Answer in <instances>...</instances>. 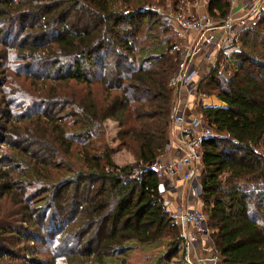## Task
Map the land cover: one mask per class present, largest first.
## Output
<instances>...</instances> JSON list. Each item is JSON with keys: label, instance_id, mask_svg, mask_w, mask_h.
Segmentation results:
<instances>
[{"label": "trees", "instance_id": "16d2710c", "mask_svg": "<svg viewBox=\"0 0 264 264\" xmlns=\"http://www.w3.org/2000/svg\"><path fill=\"white\" fill-rule=\"evenodd\" d=\"M115 1L0 0V61L13 48L24 77L39 83L27 99L0 96V201L16 207L0 214V264H26V245L43 236L55 243L50 264H103L129 242L162 240L152 264H168L180 250L148 167L165 151L167 79L178 49L150 35L151 26L139 35L136 21L158 25L153 11ZM208 3L209 16L224 18L225 0ZM239 40L235 51L217 54L216 61L232 59L230 75L215 63L196 85L222 103L195 109L218 135L202 141L197 182L218 264H264V151L257 150L264 138V4ZM62 84L76 91L65 94ZM106 119L116 123L115 139L132 164L112 161Z\"/></svg>", "mask_w": 264, "mask_h": 264}, {"label": "built area", "instance_id": "2783aa9c", "mask_svg": "<svg viewBox=\"0 0 264 264\" xmlns=\"http://www.w3.org/2000/svg\"><path fill=\"white\" fill-rule=\"evenodd\" d=\"M235 1L227 0L228 11L224 18L217 20L206 13L207 0H193L191 5L196 6V10L193 8L192 13L175 8L158 14L161 22L170 29L172 37L183 39L188 35L191 39L186 42L174 72L167 79V86L171 90V107L165 150L172 148L174 153L148 164L160 185L165 182L164 190L167 186L172 187L174 181L186 186L185 192L176 195L174 205L169 209L164 206L182 238L180 251L183 264H218L219 261L209 239L203 204L194 185L198 184L197 175L201 168L202 141L218 136L195 110L198 102L194 95L199 94L196 92L197 75L202 67L201 59H196L198 46L204 49L203 54L209 48L213 50V55H203L209 64L205 67V71H208L215 61L214 55L237 41L234 31L255 20L264 4V0H239V8L244 13L233 18L231 13L235 10ZM198 251L203 254L198 255Z\"/></svg>", "mask_w": 264, "mask_h": 264}, {"label": "rangeland", "instance_id": "374dc122", "mask_svg": "<svg viewBox=\"0 0 264 264\" xmlns=\"http://www.w3.org/2000/svg\"><path fill=\"white\" fill-rule=\"evenodd\" d=\"M192 2L193 0H127L126 3L124 4L116 0L115 5H119V4L122 6L125 5L127 6L129 10H135L139 8L140 6H142L141 10L148 9V10H151V12L153 11L154 12L153 14H155V18H157L158 25H156L155 23H151V21L148 24H146L145 19L142 21L141 24H139L136 21L134 25L139 28V35L143 33L144 29L151 26V30L149 34L150 35L157 34L161 38H165V37L169 38V43L174 44V48L178 49V54L180 55L184 47L186 46V42L191 40L190 36L187 35L183 39L174 38L172 37L171 31L167 26H166L167 30L165 32H162L161 28L164 26L159 24L161 23V19L158 14L159 12H162V11H169L175 8L185 9L186 7L190 8L191 13H192L193 8H195L196 10V6L191 5ZM208 2L209 0H207V2L205 3L206 4L205 8L209 4ZM212 13L213 15H210L212 18L218 16V12H212ZM150 15L153 16L152 14ZM254 21L255 20L251 21L250 24L247 25L246 27L244 28L241 27L239 28V30L234 31L237 41L235 43L233 42L230 46L227 47V49L224 50L225 54H228L229 52H233L239 47L240 45L239 39H240L241 33L243 32L244 29L249 28L251 26V23ZM198 48H199V50L197 51L198 58L196 59V61H199L201 59L200 63L202 66L199 74L197 75L198 82L203 77L206 76V74L208 73L210 69H212L215 66V63L218 65L219 68L217 69L219 70L220 74H222V76L227 77L228 75H230V73L232 72V68H233L232 59L228 60V62L225 61L224 59L220 61H216L218 57L215 54L216 56L214 55L215 61L213 62V65L208 69V71H205V67L209 66V64L205 59H203V55L204 56L213 55V50L209 48L203 54L204 49H202L201 46H198ZM14 53H15V50L13 48L9 49L8 57L4 65H3V62L0 61V70H1L0 79H2L3 77V81H1L0 83V91L2 92V93L0 92V96L3 95V99L6 98V100L13 99L17 101L19 100L18 98L20 97L27 99L31 96H35V93L33 90L39 87L38 86L39 83L37 82V80L32 81L35 84H37L35 86H32V84L29 83L30 81L27 78H25L24 75L22 74L24 65L22 63H19L16 59H14ZM223 68L225 70H223ZM75 89L76 88L74 86H71L68 84L60 85V90L63 93L68 94V95H70L71 93H74L76 91ZM92 89H93L94 97L98 99L97 98L99 97L98 93L100 92L99 85L93 82ZM170 107H171V100H170ZM23 108H24L23 105L18 108L11 107L10 112L12 115L17 114L18 112L23 111ZM102 129H103L104 141L106 145L112 149V154H111L112 161L116 165L132 164L134 160L132 158V154L130 153V151L126 148L120 147L118 145L117 140L115 139V134L117 131L116 123L109 119H106L102 122ZM5 149L6 147L0 144V153L1 151H4ZM257 150L264 151V138L261 139L259 146L257 147ZM162 157L164 158V156L162 155L159 156V158L163 159ZM160 184L161 183H159V190H161V188L163 189V186L160 187ZM197 185L198 184H196L195 189L196 191H198V198H199V185H198V188H197ZM185 190H186V186H184L182 183L178 181H174L172 183V187L167 186L166 190L163 192H160V194L162 198L164 194H167L165 193L166 191L170 193L180 194L181 192H185ZM163 199L164 197L162 198V201ZM11 211H16V207L12 204V201L8 199H6L5 201L1 200L0 201V214L7 215L8 213H11ZM46 230L47 229L44 230L45 234H46ZM38 240L39 241L35 243L34 242L28 243L24 249V252H22L23 253L22 261L24 260L25 262H27L26 264H45V263L50 264V262H48L47 260H49L52 256H55L54 248H53L55 243L53 240L51 239L48 240L45 236L39 238ZM163 245L164 244L162 240L159 242H154L150 244H138L135 242H129L127 249L125 250L124 253L119 254V255H113L111 257L106 258L103 264H152L155 258L163 253L164 251ZM69 247H74L73 242L69 243L65 249ZM77 249H81V246ZM181 256L183 255L181 254V251L179 250V252L175 255V257L171 258L168 261V264H183L181 260L182 258ZM56 259L57 257L55 259L53 258V263H55ZM59 262H61L60 259H59ZM21 263L22 262L20 261L19 264Z\"/></svg>", "mask_w": 264, "mask_h": 264}, {"label": "crops", "instance_id": "0c3cea01", "mask_svg": "<svg viewBox=\"0 0 264 264\" xmlns=\"http://www.w3.org/2000/svg\"><path fill=\"white\" fill-rule=\"evenodd\" d=\"M226 2H227V0H225ZM235 4H236V6H235V10L234 11H232V13H231V17H233V18H238V17H240L244 12L242 11V10H240V1L239 0H236L235 1ZM190 6V5H189ZM185 10L186 11H189V12H191V9L190 8H188V7H186L185 8ZM227 11H228V8H227ZM227 11H226V13H227ZM192 12H193V9H192ZM191 35V34H190ZM194 97H195V99H196V101L198 102V104H200L201 106H214V105H216V106H219L218 104L220 103L214 96H212V95H210V96H207V95H199V94H197V95H194ZM219 102V103H218ZM220 106H222V105H220ZM173 145V144H172ZM173 149L172 148H170V150L169 149H166L165 151H164V153L162 154V156H164V158H167V157H169V156H172L173 155ZM163 158V157H162ZM163 158V159H164ZM160 187H161V185H160ZM163 191H165L164 189H162L161 188V190H160V192H163ZM165 193H167V194H164V199H163V205L165 206V207H167L168 209L172 206V205H174L175 204V196L177 195L176 193H170V192H168V191H166ZM162 197V198H163ZM203 254V252H199L198 251V255H202Z\"/></svg>", "mask_w": 264, "mask_h": 264}, {"label": "water", "instance_id": "95a60500", "mask_svg": "<svg viewBox=\"0 0 264 264\" xmlns=\"http://www.w3.org/2000/svg\"><path fill=\"white\" fill-rule=\"evenodd\" d=\"M165 182L162 183V186H164ZM196 186V184H194Z\"/></svg>", "mask_w": 264, "mask_h": 264}, {"label": "bare ground", "instance_id": "6f19581e", "mask_svg": "<svg viewBox=\"0 0 264 264\" xmlns=\"http://www.w3.org/2000/svg\"><path fill=\"white\" fill-rule=\"evenodd\" d=\"M219 103V102H218ZM218 105H222V103H219Z\"/></svg>", "mask_w": 264, "mask_h": 264}]
</instances>
